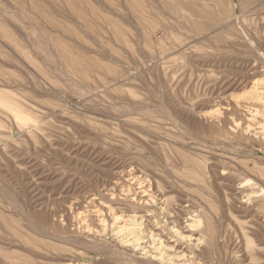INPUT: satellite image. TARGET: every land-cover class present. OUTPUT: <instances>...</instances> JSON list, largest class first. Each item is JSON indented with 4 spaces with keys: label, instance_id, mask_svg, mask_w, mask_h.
Returning <instances> with one entry per match:
<instances>
[{
    "label": "rangeland",
    "instance_id": "374dc122",
    "mask_svg": "<svg viewBox=\"0 0 264 264\" xmlns=\"http://www.w3.org/2000/svg\"><path fill=\"white\" fill-rule=\"evenodd\" d=\"M68 4L0 0V264H264V0Z\"/></svg>",
    "mask_w": 264,
    "mask_h": 264
},
{
    "label": "bare ground",
    "instance_id": "6f19581e",
    "mask_svg": "<svg viewBox=\"0 0 264 264\" xmlns=\"http://www.w3.org/2000/svg\"><path fill=\"white\" fill-rule=\"evenodd\" d=\"M16 1H17V3H19V0H16ZM132 1H135V0H132ZM68 2H69V4H68ZM67 4H68V6L70 7V9L73 10V11L76 13V16H81V14H82V15H87L86 9H84V8L79 9V8H78V5H76V0H67ZM37 7H38V6H37ZM38 8H39V7H38ZM73 11H72V12H73ZM48 18H49V17H48ZM48 21H49L50 23L54 24V25L57 24L56 20H54V19H52V18H51V20H48ZM7 37H9L10 39L12 38L10 35H8ZM58 46H59V45H58ZM59 48L62 50L63 56L69 58L70 61H71V63H72L73 65L76 66V64H77V60H76L74 57H72V55H71L70 52L66 49V47L60 45ZM81 71H82L83 73L86 72V71H84V70H81ZM129 219H130V217H129L127 220H129ZM127 220H126V222H127ZM126 227H127V226H126L125 223H124V225L120 226V229H124V228H126Z\"/></svg>",
    "mask_w": 264,
    "mask_h": 264
}]
</instances>
